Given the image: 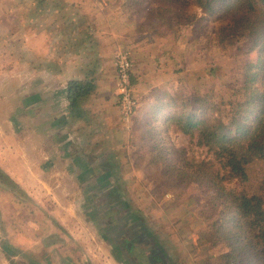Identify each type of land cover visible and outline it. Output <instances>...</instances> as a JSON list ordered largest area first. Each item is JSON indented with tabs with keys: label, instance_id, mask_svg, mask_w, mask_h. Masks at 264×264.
<instances>
[{
	"label": "rangeland",
	"instance_id": "rangeland-1",
	"mask_svg": "<svg viewBox=\"0 0 264 264\" xmlns=\"http://www.w3.org/2000/svg\"><path fill=\"white\" fill-rule=\"evenodd\" d=\"M111 1L123 3V0ZM246 8L247 2L244 6V9ZM14 11L17 19L23 17V10ZM188 11L195 15L192 21L180 26L161 27L157 22L147 23L143 20L140 11H127L128 21L134 30L126 44L116 45L113 49L111 43L101 40L106 49L100 52H105L106 60L101 62L100 67L103 66V69L109 72L112 82L114 81L111 90L116 94V98L115 55L118 51L129 54L133 84L140 82L141 87L148 88V92L143 95L140 91L139 96L133 92L136 108L128 121L122 119L127 128L125 134L128 133V139L124 140L122 149L113 161L115 164L112 172L117 182L111 186H94L93 189L90 186L89 191L95 193L96 201H90L88 207L82 201L80 211L89 213L83 217L80 212L81 217H75L78 218L76 227L79 228L83 240L89 241V246L85 243L83 246L73 243L66 237L56 248L49 251H25L8 243L3 234H7L5 228L8 224L5 218H0V228L3 229L0 231V244L6 248L0 250V264H64L66 257L70 262L75 259L77 264H147L146 249H142L138 244L137 236L123 241L116 235L112 236L118 232L119 224L123 223L136 225L139 234L147 239L153 238L161 250L160 256L165 257V264L223 263L227 245L217 238L215 231L210 227L214 217L207 215L206 194L195 184H179L174 181L173 176H166L157 171L142 151L146 148V142L141 139L142 132L135 130L134 133V129L142 123L147 112L155 105L152 99L158 95L162 96L164 92L174 100H189L199 96L203 101L214 104L215 115L226 112L228 103L234 101L242 85L244 65L256 61L258 52H248V46L244 42L239 41L234 45L218 42L216 31L222 24L221 20L203 17L200 9L192 4L189 5ZM7 14H10V11L0 14V66H3L1 71L7 67L8 71H19L22 74L25 66H40L43 60L40 48L43 46L51 49L53 54L58 53L65 63L69 62L70 55L83 58L85 53L95 50L86 51L73 37L66 38L67 35L61 34L60 31L56 34V27L51 25L49 27L54 28L51 37L46 34L47 38L42 41L27 40L25 46L23 33L27 27L10 23L11 19H7ZM31 27L38 31L46 25L43 23L41 26V20L38 18L34 19ZM12 30L17 33L14 39L10 40L8 33ZM39 32L36 33L38 37ZM97 41L94 39L92 43L100 42ZM34 74L32 72V75ZM3 89L4 86H0V90ZM13 97L17 102L23 101V93H15ZM166 99L167 97L162 99L163 104ZM178 103L181 104V101ZM19 107L22 108V105ZM174 110L164 108L156 121L157 138L162 141L164 151L169 153L170 161L181 167L185 163L196 164L209 160L217 167L213 156L197 145L199 129L193 130L190 135H184L175 131L173 126L165 124L164 119L172 115L176 111ZM119 116L122 118L120 110ZM123 123L121 127H124ZM6 179L7 177L2 178L4 185L13 189V184L6 183ZM163 181L170 182L169 187H162ZM232 185L248 192L264 194V162L254 161L248 164L243 181ZM17 190L16 188L14 191L15 207L24 206V196L16 192ZM117 203H122L119 209L107 211L110 205L116 206ZM119 212H123V216L127 214V217L119 219ZM95 237L105 239L111 248L98 247ZM13 255L15 257L11 258Z\"/></svg>",
	"mask_w": 264,
	"mask_h": 264
},
{
	"label": "crops",
	"instance_id": "crops-1",
	"mask_svg": "<svg viewBox=\"0 0 264 264\" xmlns=\"http://www.w3.org/2000/svg\"><path fill=\"white\" fill-rule=\"evenodd\" d=\"M122 4L111 0H0V14L10 11V23L27 27L25 46L27 40L42 41L46 34L51 37V25L56 34L60 31L66 38L73 37L86 51L95 49L83 58L70 55L65 63L58 53L43 46L40 66H25L22 74L7 67L0 69V86H4L0 90V174L7 177L6 183L13 184L9 189L0 177V218L8 224L7 234H3L14 247L41 253L42 249L56 248L66 237L89 246L76 227L75 217H81L80 212L83 217L89 213L80 211L82 201L87 207L96 201L90 186L117 182L113 161L128 139L111 90L114 81L100 67L106 60L105 52H100L106 49L102 41L114 49L126 44L134 30ZM15 9L23 10L22 18L17 19ZM38 18L46 27L37 31L31 24ZM16 33L12 30L8 39L13 40ZM94 39L101 43H92ZM92 76L94 91L80 101L78 112L72 111L66 98L68 82ZM133 89L136 96L140 91L143 95L148 92L140 82L133 84ZM15 93H23V101H15ZM16 188L24 196V206L15 207ZM98 238V247L111 248L105 239ZM1 249H6L5 245L0 244ZM63 263L77 264L68 257Z\"/></svg>",
	"mask_w": 264,
	"mask_h": 264
},
{
	"label": "trees",
	"instance_id": "trees-1",
	"mask_svg": "<svg viewBox=\"0 0 264 264\" xmlns=\"http://www.w3.org/2000/svg\"><path fill=\"white\" fill-rule=\"evenodd\" d=\"M246 2L248 8L244 9ZM190 4L200 9L203 17L222 21L216 31L219 43L234 45L242 41L248 52H258L256 61L244 65L242 85L226 112L215 115L214 104L199 96L174 100L164 92L152 99L155 105L134 133L142 132L141 139L146 142L142 151L157 171L173 176L179 184H195L206 194L207 215L214 217L210 227L227 245V254L220 264H264V194L232 185L243 181L248 164L264 162V0H123L122 8L125 12L140 11L147 23L180 26L195 18L188 11ZM94 81L92 76L68 82L66 98L72 111L78 112L80 101L94 91ZM164 108L176 110L164 119L175 131L190 135L193 130H200L197 145L213 156L217 167L209 160L181 167L170 161L157 138L156 121ZM161 185L169 187L170 182L163 181ZM120 204L110 205L107 211L119 209ZM122 214L119 212V219L127 217L125 212ZM139 233L134 234L138 243L147 241L150 250L154 246L162 255L153 238ZM160 258L165 261V257Z\"/></svg>",
	"mask_w": 264,
	"mask_h": 264
},
{
	"label": "built area",
	"instance_id": "built-area-1",
	"mask_svg": "<svg viewBox=\"0 0 264 264\" xmlns=\"http://www.w3.org/2000/svg\"><path fill=\"white\" fill-rule=\"evenodd\" d=\"M131 68L132 62L129 54L118 51L115 55L117 104L125 122L130 119L136 108Z\"/></svg>",
	"mask_w": 264,
	"mask_h": 264
},
{
	"label": "flooded vegetation",
	"instance_id": "flooded-vegetation-1",
	"mask_svg": "<svg viewBox=\"0 0 264 264\" xmlns=\"http://www.w3.org/2000/svg\"><path fill=\"white\" fill-rule=\"evenodd\" d=\"M117 228V227H116ZM137 231L135 228H133V226H129L128 224L125 225L123 224H119L118 226V235L117 238L121 239V241H123V239H127V238H132L131 236L134 237V234H137ZM133 239V238H132ZM141 245L142 249H146L145 251L147 252L145 260L147 262V264H165L164 261L161 260V256L159 253V250L153 246L151 248V250L148 248L147 245V241H141L140 243H138ZM129 243L127 244V246L129 247ZM163 262V263H162Z\"/></svg>",
	"mask_w": 264,
	"mask_h": 264
},
{
	"label": "water",
	"instance_id": "water-1",
	"mask_svg": "<svg viewBox=\"0 0 264 264\" xmlns=\"http://www.w3.org/2000/svg\"><path fill=\"white\" fill-rule=\"evenodd\" d=\"M129 226H135V228H137V229H138V227H137L136 225H129ZM137 229H136V230H137Z\"/></svg>",
	"mask_w": 264,
	"mask_h": 264
}]
</instances>
